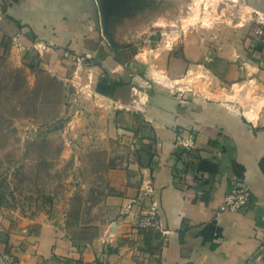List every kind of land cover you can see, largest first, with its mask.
Here are the masks:
<instances>
[{
    "label": "crops",
    "instance_id": "0c3cea01",
    "mask_svg": "<svg viewBox=\"0 0 264 264\" xmlns=\"http://www.w3.org/2000/svg\"><path fill=\"white\" fill-rule=\"evenodd\" d=\"M241 1L264 15V0ZM161 35L169 37L143 63V53L103 40L98 0H0V55L59 79L82 72L119 106L123 130L135 134L134 151L111 171L113 199L123 204L118 220L81 245L51 224L30 234L13 224L0 264L5 252L16 264H264V43L248 41L243 51L254 58H246L240 48L200 45L196 33ZM233 54L244 60L234 62ZM197 70L222 84L216 98L171 88ZM248 82L258 91L253 98L224 86ZM189 139L191 146L182 144ZM201 159L213 166L199 169ZM239 173L251 199L220 211ZM154 202L162 227L142 229Z\"/></svg>",
    "mask_w": 264,
    "mask_h": 264
},
{
    "label": "rangeland",
    "instance_id": "374dc122",
    "mask_svg": "<svg viewBox=\"0 0 264 264\" xmlns=\"http://www.w3.org/2000/svg\"><path fill=\"white\" fill-rule=\"evenodd\" d=\"M117 1H98L102 38L143 53V63L155 57L154 48L169 37L162 33L184 37L192 32L200 45L207 41L216 51L223 45L243 51L249 49L248 41L259 42L254 32L258 20L264 21V15L241 0ZM233 56L234 62L244 60ZM67 78L28 69L11 54L0 55L1 245L9 240L13 224L21 225L23 234L51 224L57 236L83 243L84 237H97L119 219L117 207L123 204L113 199L111 171L134 151L135 134L123 130L126 121L119 106L99 85L83 78L82 72ZM182 78L171 86L177 94L216 98L222 90L221 83L201 70ZM224 86L231 94L240 90L249 98L258 92L250 82ZM187 100L196 103L190 96Z\"/></svg>",
    "mask_w": 264,
    "mask_h": 264
},
{
    "label": "built area",
    "instance_id": "2783aa9c",
    "mask_svg": "<svg viewBox=\"0 0 264 264\" xmlns=\"http://www.w3.org/2000/svg\"><path fill=\"white\" fill-rule=\"evenodd\" d=\"M259 26L255 29V34L260 38L259 42L264 43V21L258 20ZM182 144L189 147L192 145V140L182 141ZM251 199V190L243 177L235 180L231 192L225 197L223 204L220 206V211H237L248 204ZM139 227L142 229H159L162 227L158 217V206L154 202L152 207L144 213L139 222ZM5 261L11 264V255H3Z\"/></svg>",
    "mask_w": 264,
    "mask_h": 264
},
{
    "label": "trees",
    "instance_id": "16d2710c",
    "mask_svg": "<svg viewBox=\"0 0 264 264\" xmlns=\"http://www.w3.org/2000/svg\"><path fill=\"white\" fill-rule=\"evenodd\" d=\"M30 68H33L32 66H29ZM51 78H55V77H51ZM183 152H184V150L182 149V148H179L178 149V151H177V156L178 157H180V155L181 154H183ZM206 166V165H212L213 166V164H211L209 161H207V160H203V159H201L200 161H199V169H200V167L201 166ZM235 165L237 166V164L235 163ZM239 166V165H238ZM241 167V166H240ZM242 168V167H241ZM261 168L263 169V171H264V160H262L261 161ZM243 169V168H242ZM239 176L240 177H242L243 176V174L242 173H239ZM71 239H73V238H71ZM92 239H90V238H88V237H84L83 238V243L81 242V243H76L75 241H74V239H73V242L75 243V244H77V245H81V244H85V243H87V242H89V241H91Z\"/></svg>",
    "mask_w": 264,
    "mask_h": 264
},
{
    "label": "water",
    "instance_id": "95a60500",
    "mask_svg": "<svg viewBox=\"0 0 264 264\" xmlns=\"http://www.w3.org/2000/svg\"><path fill=\"white\" fill-rule=\"evenodd\" d=\"M99 2L101 1V0H98ZM104 28H105V30L107 29V25H106V23H105V26H104Z\"/></svg>",
    "mask_w": 264,
    "mask_h": 264
}]
</instances>
